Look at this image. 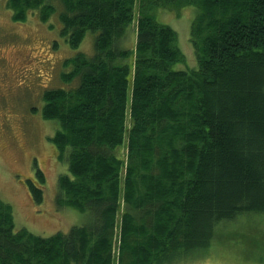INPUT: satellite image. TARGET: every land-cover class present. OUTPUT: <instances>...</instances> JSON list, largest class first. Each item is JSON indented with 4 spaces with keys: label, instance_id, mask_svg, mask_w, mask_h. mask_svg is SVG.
<instances>
[{
    "label": "trees",
    "instance_id": "trees-1",
    "mask_svg": "<svg viewBox=\"0 0 264 264\" xmlns=\"http://www.w3.org/2000/svg\"><path fill=\"white\" fill-rule=\"evenodd\" d=\"M7 1L15 20L58 11L56 0ZM59 1L72 49L97 36L92 56L64 61L67 88L46 91L42 112L59 123L50 141L67 169L56 201L93 217L42 237L16 229L0 197V264H114L119 212L117 264H180L218 223L264 214V0ZM188 7L198 64L178 70V34L158 15ZM36 172L27 182L41 204Z\"/></svg>",
    "mask_w": 264,
    "mask_h": 264
},
{
    "label": "rangeland",
    "instance_id": "rangeland-1",
    "mask_svg": "<svg viewBox=\"0 0 264 264\" xmlns=\"http://www.w3.org/2000/svg\"><path fill=\"white\" fill-rule=\"evenodd\" d=\"M53 4L58 11L44 22L36 10H28L25 17L15 20L8 1L0 0V197L12 205L16 229L24 228L42 237L67 234L93 217L56 201L59 176L67 169L65 163L58 162L50 141L59 123L45 117L42 109L49 102L46 91L67 88L62 81V73L67 70L64 61L79 53L92 56L97 33L87 32L80 47L72 49L62 36L59 12L63 6L59 0ZM194 15L191 7L179 17L168 11L158 15L160 23L178 34V45L186 58L175 65L178 70L198 64L190 42ZM129 37L131 45L134 35ZM127 101L129 124L132 90ZM37 169L45 178L41 204L33 201L31 183L27 182L36 183ZM121 214L114 264L119 254ZM180 264H264V214L246 212L218 223L208 247Z\"/></svg>",
    "mask_w": 264,
    "mask_h": 264
}]
</instances>
